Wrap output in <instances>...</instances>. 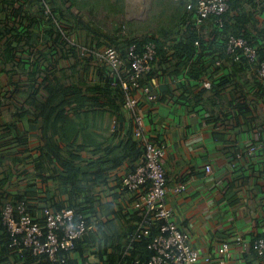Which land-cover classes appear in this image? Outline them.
Here are the masks:
<instances>
[{
	"label": "crops",
	"instance_id": "obj_1",
	"mask_svg": "<svg viewBox=\"0 0 264 264\" xmlns=\"http://www.w3.org/2000/svg\"><path fill=\"white\" fill-rule=\"evenodd\" d=\"M18 1L10 0L9 3L12 11L14 6L22 11V15L17 18L12 14L5 15L0 5V27L6 21L15 28L4 33L0 28V151L9 153L11 158L5 162V166L0 165V180L7 176V181L1 186L7 198L27 189L29 181L36 185L31 184L28 194L41 195L43 191L37 189H45L41 180L35 176V157L39 155V146L44 140L41 129L32 125L31 121L35 120L34 111L26 103L34 62L41 56L39 53H43L48 59L41 57L37 62L44 70L56 67L66 69L71 63L61 57L60 52L48 46L51 41H45L49 33L45 29L48 25L44 19L35 22L37 8L45 10V2L23 0V6L19 7ZM59 2L61 8L64 4H71L70 1ZM176 2L177 0H89V3L83 4V0H78L71 8L75 17L91 23L95 32L88 31L82 25L77 26V21L73 30L88 45L103 47L113 43L124 47V39L128 36L120 33L122 24H126L130 37L141 38L145 33L154 32L159 35L161 27L170 28ZM257 2L255 17L258 26L264 27V17L260 15L263 11L259 10L260 0ZM47 3L50 14L46 16L49 18L51 5L53 10L54 6L50 0ZM244 4L255 9L250 2ZM163 9V16L158 15L156 19H152V14H160ZM32 14L34 15L31 16ZM185 24L174 32V39L184 32ZM204 27L203 33H211L212 38L221 40L220 35L212 32L209 22ZM17 29L21 31L22 37L29 39L27 43L23 40L22 46L17 47V57L14 60L3 62L1 51L6 48L8 37H16ZM177 29L178 27L175 30ZM109 38L115 39V42H111ZM13 45H17V40H14ZM167 50L168 60L159 62V57L156 71L154 70L162 75L161 95L152 103L144 102L142 110L145 112L144 128L147 136L152 141L168 145L165 159L168 185L185 182L188 186L183 193L167 194L168 203L173 207V217L191 233L192 244L201 251L200 264H220L215 258V247L223 240L232 242L226 264H264L262 259H248V252L242 253L234 242L238 234L264 236V153L260 151L251 156L247 153L250 144L258 141L264 134V87L260 86L252 66L245 65L236 70L235 76L229 79V84L220 88L221 94L215 95V83L222 82L223 77L231 74L234 66L225 59L222 67L212 63L209 65L211 57L219 53L209 49L202 58L207 66L202 77L210 78L212 86L206 88L202 85L201 78H190V89L186 94L185 89L179 86L183 75L173 72L174 62L170 58L173 57L175 48L169 46ZM88 58L89 71L94 64H99L101 70L105 69V64L100 63L96 57ZM179 66L183 67L181 64ZM81 72L83 78L90 81L89 72L85 73L83 68ZM6 90L8 97H3ZM199 91L206 92L203 96L193 94ZM46 95L44 89L38 93L39 97ZM109 121L107 116L105 125ZM237 153H241L242 158H236ZM13 157L18 159H12ZM232 160L236 161L234 167ZM207 162L213 165V171L209 175L205 169ZM128 170V165L124 164L110 173L111 191L117 180ZM101 195L104 199L110 197L104 191H101ZM37 207L35 212L38 215L40 205L37 204ZM93 248H77L71 253L70 261L81 264L89 256L94 264H101L99 257L92 252ZM206 256L213 260H205ZM0 264L33 262H27L14 250L2 253L0 242Z\"/></svg>",
	"mask_w": 264,
	"mask_h": 264
},
{
	"label": "trees",
	"instance_id": "obj_2",
	"mask_svg": "<svg viewBox=\"0 0 264 264\" xmlns=\"http://www.w3.org/2000/svg\"><path fill=\"white\" fill-rule=\"evenodd\" d=\"M38 1L47 2V0ZM50 1L55 11L51 5V15L48 18L44 10L38 7L35 22L44 19L48 25L45 29L49 33L45 41L48 43L51 41L50 45H47L60 52V56L71 63L66 69L56 67L44 70L37 62L41 57L48 59V56L43 53H39L41 56L34 62L35 67L31 71L32 82L26 92V103L31 105L34 111L35 120L31 121L32 125L41 129V136L44 140L39 146V155L35 157V176L45 187L43 190H37L43 191L45 195L28 194L27 190L31 184L36 185L29 181L27 189L13 197L16 200L26 198L28 208L34 215H37L35 210L38 209L39 201L45 199L58 208L70 206L77 213L85 214L90 228L87 234L76 243V249L94 247L92 252L99 257L101 264H133L136 259L147 262L154 253L147 247L151 237L140 241L132 238L137 223L143 220L144 214L141 215L139 211L132 212L127 208L133 196L127 189H121L122 177L117 180L112 191V186H110V173L124 164H127L130 170L135 169L136 162L143 153L135 139L132 124L128 123L125 118L123 110L125 94L122 88H113L109 80H104L105 69L100 72L102 80L99 82L93 83L83 78L81 71L83 68L88 74L90 57L81 55L77 44H72L67 37L74 32L75 21H77V26L82 25L88 31H94L92 25L75 17L71 8L78 3V0H62V2L70 1L71 3L70 5L64 4L62 8L59 0ZM187 1L189 0H177L176 7L173 8L175 9L174 16L169 23L170 28L164 26L158 30L159 35L155 32L145 33L141 38L136 39L140 48L143 47L144 42L155 41L160 57L159 62L168 60L167 47L175 48L173 57L170 58L171 62H174L173 72L176 75L180 73L181 76H185L186 79L181 80L182 83L179 86L185 89L186 94L190 89L188 85L191 79L199 80L205 73L204 69L207 66L202 58L209 52L207 50L218 51L225 60L230 61L225 52V42L232 34L242 35L252 44L257 45L259 58H264V27L258 26L255 17L258 8L257 0H230L234 12H227L223 15L225 19L223 27H216L217 17L214 15L205 20L204 26H208L209 22L212 32L220 35L221 40L212 38L211 33H203V28H205L203 26L201 30H198L190 25L192 23L191 12L186 7ZM245 2L252 3L255 9L245 5ZM9 3L10 0H0L2 11L6 15L16 16L22 13L20 9L10 12ZM86 3H89V0H83V4ZM40 6H42L41 3ZM259 10H264V0H260ZM164 11L163 9L160 14H152V19H156L158 15L163 16ZM183 23H188L189 29L185 30L179 38L174 39L172 35L179 31ZM12 26L5 21L0 27L2 33L15 30ZM177 27L178 29L175 30ZM15 32H17L16 37H8L6 48L1 51L3 62L14 60L17 57V47L22 46L23 40L27 43L29 39L26 36L22 37L20 30L17 29ZM109 39L115 42V39ZM14 40H17V45H13ZM133 40L135 36L126 37L124 42L127 44ZM196 40L200 41L199 45H196ZM230 62L234 70L223 77L222 82L215 83V95L221 94L220 88H223L224 84H229V79L235 76L236 70L247 65L244 59L239 62ZM180 64L183 67H180ZM42 89L47 92V95L40 99L38 93ZM205 92L199 91L193 94L203 96ZM107 116L110 122L105 125ZM10 159L9 153L0 151V165L5 166V162ZM12 159L17 160L18 158L13 157ZM5 181H7V176L0 180V204L7 198L5 190L1 189ZM101 191L108 192L110 197L104 199ZM38 219L43 220V217H38ZM153 232H157L155 227H153ZM258 237L264 236H255V238ZM0 242L2 253L14 250L10 246V233L2 221L1 208ZM14 251L27 262H33L35 259L30 251L22 253ZM246 254L248 259L264 261V255L258 254L253 246ZM68 264H73V262L68 261ZM260 264L263 263L260 262Z\"/></svg>",
	"mask_w": 264,
	"mask_h": 264
},
{
	"label": "built area",
	"instance_id": "obj_3",
	"mask_svg": "<svg viewBox=\"0 0 264 264\" xmlns=\"http://www.w3.org/2000/svg\"><path fill=\"white\" fill-rule=\"evenodd\" d=\"M23 3V0H19V7L23 6ZM44 4V13L49 15L50 6L47 2ZM186 7L191 12L192 27L198 30L204 27L205 20L212 15L217 17L216 27H223L225 24L223 15L233 11L230 0H189ZM14 9L19 8L14 6ZM8 10L12 11L10 7ZM21 15L22 13L17 14L16 18ZM260 15L264 17V10ZM183 29L184 31L189 29L187 23ZM120 31L130 37L126 24H122ZM74 33L67 37L68 41L77 44L80 54L84 57L94 56L100 63L105 64L104 80H109L113 88H122L125 94L123 104L125 118L132 124L135 139L143 151L135 169L128 170L122 175L121 189H127L133 196L127 208L132 212L139 211L141 215L144 214L143 220L137 223L133 240L140 241L151 237L147 247L154 253L147 262L136 259L133 264H200V249L192 244L191 233L174 219L173 207L167 200L169 192H185L188 188L187 183L168 185L165 168L168 145L152 141L144 128L145 112L142 110L144 102L152 103L161 95L162 75L154 72L159 60L156 42L153 40L144 42L140 48L135 38L124 47L113 43L96 47L78 42L79 40L74 39L77 36ZM199 44L200 41L196 40V45ZM225 52L230 61L246 60V64L252 66L255 71L259 84L264 87V58H259L257 45L242 35L232 34L225 42ZM210 63L222 67L224 57L215 53ZM100 72L102 71L99 64H94L89 71L88 79L93 83L101 81ZM182 79H186L185 76ZM201 82L206 88L212 86L208 77L201 76ZM260 151L264 153V134L261 140L250 144L247 153L251 156ZM237 157L242 158V154L237 153ZM231 164L234 167L236 161L232 160ZM205 169L208 175L211 174L212 163L207 162ZM38 204L40 214L34 215L28 208L26 198L16 200L10 197L2 201L0 204L2 221L10 233V246L20 253L30 251L35 257L33 264H68L72 258L71 253L76 250V243L90 228L86 215L77 213L70 206L61 208L53 206L48 199ZM38 217H43V220H39ZM153 227L156 233L153 232ZM234 242L242 253L250 251L253 246L258 254L264 255V237L255 238L253 235L238 234ZM231 247L230 240L219 242L215 247L216 261L226 264ZM205 260L213 259L206 256ZM81 264L94 263L92 258L88 257L82 260Z\"/></svg>",
	"mask_w": 264,
	"mask_h": 264
},
{
	"label": "rangeland",
	"instance_id": "obj_4",
	"mask_svg": "<svg viewBox=\"0 0 264 264\" xmlns=\"http://www.w3.org/2000/svg\"><path fill=\"white\" fill-rule=\"evenodd\" d=\"M120 31V30H119ZM120 32H122V31H120ZM75 34V33H74ZM76 35V34H75ZM74 39H76V40H79L78 42H81V43H83V44H86L85 43V41H84V39H81L80 40V37L79 36H75V38ZM7 91L8 90H6V93L3 95V97H8V95H7ZM40 99H43L42 97H40ZM110 122V121H109ZM105 123H106V120H105Z\"/></svg>",
	"mask_w": 264,
	"mask_h": 264
}]
</instances>
